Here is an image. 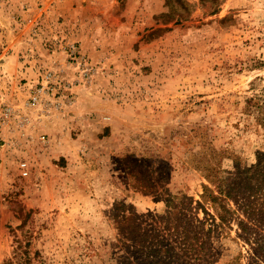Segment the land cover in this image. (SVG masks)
Masks as SVG:
<instances>
[{
    "label": "rangeland",
    "instance_id": "1",
    "mask_svg": "<svg viewBox=\"0 0 264 264\" xmlns=\"http://www.w3.org/2000/svg\"><path fill=\"white\" fill-rule=\"evenodd\" d=\"M261 154L264 0H0V264H264Z\"/></svg>",
    "mask_w": 264,
    "mask_h": 264
},
{
    "label": "trees",
    "instance_id": "2",
    "mask_svg": "<svg viewBox=\"0 0 264 264\" xmlns=\"http://www.w3.org/2000/svg\"><path fill=\"white\" fill-rule=\"evenodd\" d=\"M245 183L240 188V194L238 198H234V189L226 190L223 186L217 187V192L211 193L207 198L216 207L219 220L222 224H228V222L235 220L237 217V212L232 211L227 207V201L230 199H236V203L239 204L240 209H242L245 215V221L241 220L239 225L242 227L243 232L248 233L247 224L250 220L256 219L264 222V154H261L257 158V164L252 168L245 171ZM206 191L210 190L206 188ZM242 201V202H241ZM256 217V218H255ZM248 235V234H246ZM15 256L16 261L8 260L4 264H33V260L30 259L28 252H22ZM38 254L36 253V256ZM25 258H24V257Z\"/></svg>",
    "mask_w": 264,
    "mask_h": 264
},
{
    "label": "built area",
    "instance_id": "3",
    "mask_svg": "<svg viewBox=\"0 0 264 264\" xmlns=\"http://www.w3.org/2000/svg\"><path fill=\"white\" fill-rule=\"evenodd\" d=\"M70 54H71V57H75L76 58V56L78 54V50L75 47H73L72 50H70ZM55 77H56L55 74L48 73V74L45 75L44 81L47 82V83H50V82L55 80ZM36 100H38V97L35 96V101ZM25 167H26V165H23V168H25Z\"/></svg>",
    "mask_w": 264,
    "mask_h": 264
}]
</instances>
